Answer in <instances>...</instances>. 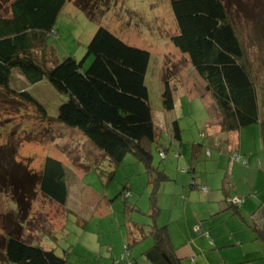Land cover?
Segmentation results:
<instances>
[{
	"label": "trees",
	"instance_id": "1",
	"mask_svg": "<svg viewBox=\"0 0 264 264\" xmlns=\"http://www.w3.org/2000/svg\"><path fill=\"white\" fill-rule=\"evenodd\" d=\"M66 1H11L9 16H0V88L47 116L46 108L29 91L10 86L12 71L18 70L29 83L45 77L59 87L67 99L58 106V122L81 132L89 144L115 165L128 152L143 162L151 186L149 215L154 221L159 213L158 183L165 174L151 165L149 145L157 141L158 130L145 84L150 52L126 43L105 26L98 25L87 44L85 56L90 55L92 59L86 68L82 67L84 58L77 62L71 56L46 66L44 60H37L35 52L38 47L47 46L46 38L53 32ZM170 6L178 30L170 41L188 57L192 68L205 82V90L218 109V124L222 130H239L256 123L264 107V97L259 95L224 0H171ZM257 8L261 11L256 12ZM243 9L249 16L254 15L255 21H260L256 34L264 36L261 23L264 21V0H255V4ZM176 87L165 78L161 99L166 110L174 106ZM180 135L181 129L174 121L172 138L180 143ZM200 135L203 137L204 132ZM6 148L0 147V191L10 197L16 209L12 216L0 214V219L10 224V229L0 234V261L66 264V259L53 250L22 238L20 226L36 187L52 201L60 205L66 203L65 166L61 160L45 156L40 170L34 172L15 161L13 148ZM158 152L161 158L166 156L164 149ZM174 156L178 153L174 152ZM190 184L195 185L194 181ZM201 186L204 185H197L199 191ZM6 222L2 221L4 228ZM251 227L264 240V229L253 222ZM149 228L147 233L152 244L142 252L145 260L150 264H184L174 251L167 227L152 223ZM132 229L129 231L131 240L124 244L126 248L121 259L127 264H140L130 249L145 232L137 223Z\"/></svg>",
	"mask_w": 264,
	"mask_h": 264
},
{
	"label": "rangeland",
	"instance_id": "2",
	"mask_svg": "<svg viewBox=\"0 0 264 264\" xmlns=\"http://www.w3.org/2000/svg\"><path fill=\"white\" fill-rule=\"evenodd\" d=\"M11 1L0 0V16H9ZM170 1L67 0L53 32L46 38L47 46L44 49L38 47L35 54L46 66L67 56L77 62L84 58L82 67L86 68L92 59L90 55L85 56L87 44L98 25L105 26L126 43L148 50L150 61L145 84L153 119L157 125L162 124L158 141L151 143L152 165L166 168L174 176L180 171L184 155L174 156V152L181 150L176 141L168 144L164 116L166 119L173 117L180 124L184 133L180 145L187 146L190 140L200 142L205 121L209 118L219 121V114L205 90V82L192 68L188 57L170 41L178 31ZM224 3L244 48L259 95L264 97V36L256 34L260 21H255L254 15L249 16L243 9L255 4V0H224ZM257 11L261 10L257 8ZM165 78L175 83L178 90L183 89L182 86H191L207 104L200 98L190 100L183 89L179 90L174 109L164 110L161 94ZM10 86L29 91L46 108L47 116H42L27 101L0 88V147L13 148L15 161L34 172L40 170L45 156L61 160L69 188L68 201L64 205L45 197L38 187L35 188L20 225L21 237L33 245L53 250L66 259V264H127L121 259L124 244L128 243L126 227L131 221L145 224L146 228V224L151 223L147 210L150 189L143 162L128 152L115 165L88 144L81 132L58 122V106L67 96L47 78L29 83L18 70H13ZM163 147L168 148L165 158L158 153ZM15 209L10 197L0 191V214L12 216ZM167 215L163 213L157 225L165 224ZM2 221H7L5 228ZM9 227L8 220L0 219V234ZM151 244L152 239L147 236L132 245L140 264H148L140 252ZM0 264L14 263L0 261Z\"/></svg>",
	"mask_w": 264,
	"mask_h": 264
},
{
	"label": "crops",
	"instance_id": "3",
	"mask_svg": "<svg viewBox=\"0 0 264 264\" xmlns=\"http://www.w3.org/2000/svg\"><path fill=\"white\" fill-rule=\"evenodd\" d=\"M182 88L184 90H179H183L190 100L200 98L207 104L191 86ZM179 90L176 87L174 106L167 111L174 109ZM174 121L173 117L166 119L164 116L169 145L176 141L172 138ZM177 124L182 141L184 133ZM155 125L158 141L162 124L155 122ZM204 128L200 142L190 140L187 146L178 142L181 151L176 158L181 156L180 153L184 156L180 171L174 176L166 168L156 167L165 174V178L159 181L157 188L159 213L154 221L150 220V224L157 225L161 215L168 213L162 225L167 227L174 251L184 264H264V240L251 227L253 222L264 229V107L256 123L239 130L224 131L218 120L210 118L205 121ZM151 146L150 143V151ZM161 149L167 156L168 148ZM192 181L195 185L190 184ZM197 185H204L207 191L199 192ZM147 187L151 192L149 178ZM235 198L242 201L232 205L230 202ZM147 210L149 214V198ZM134 223L141 224L145 232L143 238L137 239L139 242L148 236L150 224H146V228L145 224L131 221L126 227L127 241L131 240L129 231ZM132 248L131 255L137 256ZM138 260L140 262L139 257Z\"/></svg>",
	"mask_w": 264,
	"mask_h": 264
},
{
	"label": "built area",
	"instance_id": "4",
	"mask_svg": "<svg viewBox=\"0 0 264 264\" xmlns=\"http://www.w3.org/2000/svg\"><path fill=\"white\" fill-rule=\"evenodd\" d=\"M160 155L163 157V156H164V153L161 152ZM234 157H235L236 159H239V157H238L237 154H234ZM200 191L205 193V192H206V187H205V186H201V187H200ZM241 201H242L241 198H235V199H233L231 202H232V203H240ZM125 248H126V246L124 245V250H125Z\"/></svg>",
	"mask_w": 264,
	"mask_h": 264
}]
</instances>
